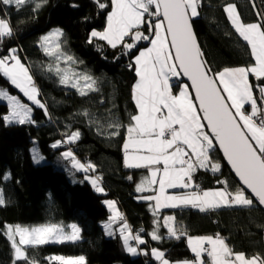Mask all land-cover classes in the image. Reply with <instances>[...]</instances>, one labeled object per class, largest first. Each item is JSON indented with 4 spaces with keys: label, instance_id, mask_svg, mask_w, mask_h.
I'll use <instances>...</instances> for the list:
<instances>
[{
    "label": "trees",
    "instance_id": "1",
    "mask_svg": "<svg viewBox=\"0 0 264 264\" xmlns=\"http://www.w3.org/2000/svg\"><path fill=\"white\" fill-rule=\"evenodd\" d=\"M101 2L108 4V8L100 9L95 0H48L38 11H33L31 4L5 10L7 16L4 18L10 20L13 35L0 43V57L8 55L10 48L17 49L21 62L30 68L41 92L39 99L46 104L50 115L32 105L0 74V89L29 104L35 121L5 125L0 119V188L7 201L6 206H0V264H13L14 259L11 242L3 234L5 224L33 226L50 222L65 226L75 223L81 229V239L74 243H49L29 248L28 255L38 264H49L47 257L51 256L81 255L87 264H157L151 257L152 248L163 251L170 262L192 260L194 256L188 248L187 238L215 237L216 234L235 252L264 257V211L258 205L252 209L221 207L205 212L189 207L163 211L160 216H174L176 224L186 230L187 235L179 240L170 238L163 223L159 222V234L164 238L160 241L151 239L149 234L157 227L154 215L150 202L142 199L135 187L144 170L123 166L122 155L126 126L131 122V115L137 113L132 88L137 79L133 53L138 52L133 49L132 53L124 55L120 45L113 49L105 41L95 38L92 43L88 42L93 30L102 31L106 27L111 0ZM230 4L235 5L244 23L258 22L257 14L264 13V0H201L199 16L193 18L192 26L213 73L226 67H249L255 63L250 47L236 33L224 11ZM57 28L64 32V49L77 61H82L73 67L97 78L99 93L82 97L74 88L61 85L57 76L45 71L54 58L45 55L40 40ZM148 45V41H140L137 47ZM178 82H182L180 78L173 81L174 92H177ZM249 82L254 86V96L259 97L260 81L250 75ZM85 109L94 114L98 124H90L82 115ZM8 112L7 104L0 103V117ZM110 120L124 126L119 135H110L115 131L107 127ZM98 128L103 134L98 133ZM76 131L80 138L75 143H65L68 148L64 149L63 141ZM57 141L62 142L61 146L53 148ZM34 142L45 159L42 164L33 162L30 147ZM69 149L82 163L91 162L95 166V172L89 175L101 177L99 186L103 192H97L84 180L85 174L72 169L69 161L61 156ZM211 160L220 164V170L213 173L198 168L192 174L194 184L200 190L222 189L224 185L218 181H227L229 190H235L239 184L218 151L211 154ZM7 174L11 179L3 180ZM106 201H114L123 221L147 241L139 245L138 251L143 250L148 255L127 253L120 234L111 237L104 232L102 224L111 216Z\"/></svg>",
    "mask_w": 264,
    "mask_h": 264
},
{
    "label": "snow or ice",
    "instance_id": "2",
    "mask_svg": "<svg viewBox=\"0 0 264 264\" xmlns=\"http://www.w3.org/2000/svg\"><path fill=\"white\" fill-rule=\"evenodd\" d=\"M47 2L0 0V43L5 37L13 35L10 20L4 18L7 16L6 9L13 6L20 9L25 4H31L33 11H38ZM95 3L100 9L109 6L101 0H95ZM72 6L77 7L76 4ZM200 6L201 0H111L105 29L93 30L88 41L92 43L93 38L106 41L113 49L120 45L124 55L132 53L133 49L138 52V55L133 53L138 80L132 92L137 113L131 115V122L126 126L127 138L123 149L126 167L144 168L150 172V177H145L136 191L156 193L142 197L155 201L153 215L160 208L181 206L198 208L201 212L221 207L252 209L257 203L264 206V13L257 14L260 17L258 22L244 23L235 5L225 6L228 19L239 37L250 47L255 63L249 67H226L213 73L203 59L192 28L193 18L199 16ZM63 36V30L57 28L41 37L40 46L45 55L54 58L45 71L57 76L61 85L74 88L82 97L99 93L101 89L97 78L73 67L82 61H77L64 49ZM140 41H148L151 46L138 48ZM61 63L65 67H61ZM129 66L132 67L131 64ZM0 74L32 105L50 115L46 104L39 99L41 92L31 70L21 62L17 49L10 48L8 55L0 57ZM181 75L187 77L191 85L178 82L180 91L174 95L170 77ZM250 75L260 81L259 97L254 96ZM189 89L194 90V96ZM3 100L7 101L9 108V112L0 117L5 125L35 122L31 116L33 108L29 104L0 89V101ZM82 115L89 119L90 124L99 123L87 109ZM107 127L115 129L110 135H119L120 128L124 126L119 121L110 120ZM98 133L103 134L100 128ZM79 138L80 133L76 131L63 143L72 144ZM61 143L57 141L52 147L58 148ZM217 146L239 178L240 184L235 190H229L227 181H218L224 187L216 190H200L192 183V174L198 168L213 173L220 170V164L211 160ZM61 156L69 161L72 169L82 171L84 180L91 183L97 192L104 191L99 186L101 177L89 175L95 172L91 162L82 163L70 149L62 152ZM32 158L37 164L44 159L35 150ZM2 179L10 180L11 175H4ZM154 185H158V191ZM168 188L192 190L180 195H167ZM6 203L4 191L0 188V206H6ZM105 203L114 210V214L104 227L106 234L114 237L116 232L112 230V223L117 218L123 221L124 217L115 210V202ZM163 221L170 238L179 240L187 235L186 230L176 224L174 216H165ZM154 224L157 227L149 235L152 240L160 241L164 237L159 234V220ZM118 231L128 253L148 255L129 243L135 240L138 246L147 241L139 234H133L127 221ZM80 233L81 229L75 223L67 226L51 222L37 226L5 224L3 228V234L14 250L13 264H38L28 255L29 248L49 243H74L81 239ZM187 244L195 256L192 261L170 262L165 253L156 248L151 249V255L160 264H264V257L259 254L249 257L243 252L233 251L219 234L215 237H188ZM205 255L207 261L203 258ZM47 259L49 264H87L83 255L51 256Z\"/></svg>",
    "mask_w": 264,
    "mask_h": 264
},
{
    "label": "crops",
    "instance_id": "3",
    "mask_svg": "<svg viewBox=\"0 0 264 264\" xmlns=\"http://www.w3.org/2000/svg\"><path fill=\"white\" fill-rule=\"evenodd\" d=\"M236 9V8H235ZM236 12H237V10H236ZM226 15H227V18H228V14L226 13ZM234 28V27H233ZM103 31V30H102ZM107 43V42H106ZM151 45L149 44L147 47H150ZM147 47H145V48H147ZM137 55H138V53H137ZM254 62H255V60H254ZM134 67H135V65H134ZM136 81H135V83L137 82V80H138V77L136 76ZM176 78H178V77H170V84H174L173 83V81H175L176 80ZM134 83V84H135ZM133 84V85H134ZM184 84V83H183ZM177 92H174L173 91V94L174 95H178L179 94V91H180V86H179V84H177ZM133 89V88H132ZM225 96H226V94H225ZM230 103V102H229ZM127 133V132H126ZM126 138H127V134H126V137H125V139H124V142H123V145H124V143H125V140H126ZM122 150H123V153H122V155H123V166H125V153H124V149H123V147H122ZM193 159H194V157H193ZM126 167V166H125ZM153 167H155V166H153ZM160 167H162V165L160 166ZM209 167V166H208ZM126 168H128V167H126ZM210 168V167H209ZM128 169H130V170H137V169H141V170H144L139 176V179H137V183H136V188H137V185L138 184H140V182L143 180V179H145V177H150V172H149V170L148 169H144V168H128ZM200 169H202V168H200ZM158 178H159V174H158ZM192 183L194 184V182H193V179H192ZM154 188H156L157 189V191H158V185H154L153 186ZM216 189H221V188H214V189H208V190H216ZM192 189L190 188V189H179V188H176V189H172V188H168V189H166V194L167 195H180V194H182L183 192H185V191H191ZM138 194H140V195H142L143 197L144 196H148V195H154V194H156V193H154V192H151V191H149V192H143V193H141V192H137ZM147 201V200H146ZM114 202V201H113ZM148 202H150V208L152 209V212L154 211V206H155V201L153 200V201H148ZM106 206H107V208H108V210H110V212H111V216L110 217H112L113 216V214H114V210L113 209H110L109 208V206L107 205V203H106ZM182 207H189V208H193V207H191V206H181V207H178V208H182ZM178 208H160L159 210H156V214L154 215V219H155V221L156 220H159V222H162V223H164V221H163V217H161L160 215H161V212H163V211H167V210H171V209H178ZM226 208V207H225ZM115 210H118L119 211V213L121 214V212H120V210L118 209V207H117V204L115 203ZM165 216H169V215H165ZM164 216V217H165ZM161 217V218H160ZM109 220H110V218L106 221V223H108L109 222ZM117 220L119 221V222H117ZM123 222L124 221H122V220H120L119 218H117L116 220H115V222H113L112 223V230L113 231H115L116 232V235H118L119 234V231H118V229L122 226V224H123ZM119 223V224H118ZM103 229H104V232L106 233V230H105V227L103 226ZM166 229V228H165ZM167 230V229H166ZM206 236V235H205ZM111 237H113V236H111ZM194 237H203V236H194ZM188 245V244H187ZM189 248V247H188ZM189 250L191 251V249L189 248ZM127 252V251H126ZM192 252V251H191ZM128 253V252H127ZM150 253H151V251H150ZM193 254V256H194V253H192ZM151 257L153 258V256L151 255ZM205 260H208V257L205 255L204 257H203ZM194 259H195V256H194ZM194 259H192V260H194ZM153 260L157 263V264H160V262L159 261H157V260H155L154 258H153ZM192 260H188V261H192ZM185 261V260H184Z\"/></svg>",
    "mask_w": 264,
    "mask_h": 264
},
{
    "label": "water",
    "instance_id": "4",
    "mask_svg": "<svg viewBox=\"0 0 264 264\" xmlns=\"http://www.w3.org/2000/svg\"><path fill=\"white\" fill-rule=\"evenodd\" d=\"M192 28H193V26H192ZM194 33H195V31H194ZM198 44H199V42H198ZM199 46H200V45H199ZM200 49H201V48H200ZM203 59L205 60L204 54H203ZM205 61H206V60H205ZM207 66H208V64H207ZM208 67H209V66H208ZM209 68H210V67H209ZM178 78H180V80H181L184 84H186V85H191V81L188 80L187 77H183V76L181 75V76H179ZM189 91L192 92V95L194 96V90L189 89ZM197 103H198V102H197ZM233 111H234V110H233ZM202 115H203V114L201 113V116H202ZM203 123L206 124L207 122H206V121H203ZM205 130L208 131L207 129H205ZM216 151L219 152L220 157H221V159H222V162L225 163L226 167L228 168L229 172H231V174H232V176L234 177L235 181H236L238 184H240V182H239V178L236 176L234 170L231 168V165L228 163L227 159L224 157L222 150H219V148H218V146H217ZM249 195H250V193H249ZM253 199H255V198L253 197ZM257 205H258V203H257ZM258 206H259V205H258ZM260 207H261L262 210L264 211V206H260Z\"/></svg>",
    "mask_w": 264,
    "mask_h": 264
},
{
    "label": "rangeland",
    "instance_id": "5",
    "mask_svg": "<svg viewBox=\"0 0 264 264\" xmlns=\"http://www.w3.org/2000/svg\"><path fill=\"white\" fill-rule=\"evenodd\" d=\"M106 42V41H105ZM61 67H65V65H63L62 63H61ZM21 94H23L22 92H21ZM17 97V96H16ZM20 99V98H19ZM5 103V104H7V101L6 100H3V101H0V103ZM32 114V113H31ZM32 116V115H31ZM31 149H30V152H31V156H33V150H35V151H37L39 154H40V151H39V148H38V146H37V144H36V142H34L33 143V145L30 147ZM41 155V154H40ZM33 159V158H32ZM34 162V161H33ZM45 162V159H43L39 164H42V163H44ZM34 164H36V165H38L37 163H34ZM209 167H211V164H209ZM117 222H119L118 220H117ZM106 223H104V224H102V226H104ZM119 224V223H118ZM9 225V224H8ZM40 225H42V224H40ZM33 226H37V225H33ZM67 231H70V229H66ZM16 239L18 240L19 239V237H16Z\"/></svg>",
    "mask_w": 264,
    "mask_h": 264
},
{
    "label": "built area",
    "instance_id": "6",
    "mask_svg": "<svg viewBox=\"0 0 264 264\" xmlns=\"http://www.w3.org/2000/svg\"><path fill=\"white\" fill-rule=\"evenodd\" d=\"M62 147L64 149L68 148L67 145L65 143H63ZM132 230V229H131ZM133 234H137L136 232L132 231ZM129 243L133 246V247H138L139 248V245L137 246V243L135 240H130Z\"/></svg>",
    "mask_w": 264,
    "mask_h": 264
}]
</instances>
